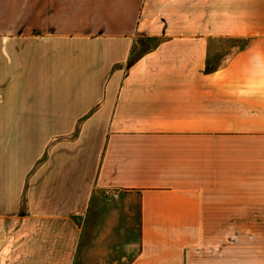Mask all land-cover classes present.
Wrapping results in <instances>:
<instances>
[{
	"label": "crops",
	"instance_id": "obj_1",
	"mask_svg": "<svg viewBox=\"0 0 264 264\" xmlns=\"http://www.w3.org/2000/svg\"><path fill=\"white\" fill-rule=\"evenodd\" d=\"M0 223V264H264V0H0Z\"/></svg>",
	"mask_w": 264,
	"mask_h": 264
},
{
	"label": "rangeland",
	"instance_id": "obj_2",
	"mask_svg": "<svg viewBox=\"0 0 264 264\" xmlns=\"http://www.w3.org/2000/svg\"><path fill=\"white\" fill-rule=\"evenodd\" d=\"M259 30V28L253 29L252 28V34L253 33H257ZM154 40H143L142 41V45L143 47H149ZM248 43V38L245 37H234V38H230V39H226L223 41H220L218 43H216V49H218L216 51H213L212 57L210 58L211 60H214L215 62L218 61L220 62V64H222L223 60L226 59L227 57H229V55L231 53H233L235 50L241 49L242 47H244L246 44ZM215 52V53H214ZM111 199H106V198H101L99 200H96V210H98L99 212H103L106 213L108 211H110V209H112V207H110V204H114L113 202H111ZM76 228L79 227V229L83 230L84 226H86V218L81 217L79 219L76 220ZM4 226L3 223H0V227ZM6 226L8 227V224H6ZM135 227V226H134ZM8 238V234L6 236ZM17 238V236H16ZM15 238V239H16ZM76 238V237H75ZM78 238V236H77ZM14 239V240H15ZM48 240V237H46L45 241ZM5 242L7 241V239L4 240ZM77 242V239H76ZM3 243V241H2ZM78 244H80L79 246V256L81 257V255L83 254V236L81 235L79 238V242ZM95 254L98 255V252H94ZM93 252H86V264H90L89 258H91L90 254L94 255ZM235 264H258L259 260H258V251H254L251 250L250 252H248V250H243L242 247V243L239 242L236 239V243H235ZM250 253V257L248 256ZM17 258V256H16ZM98 258V256L96 257V259ZM108 263H111V260L108 258L107 261ZM81 263V260L79 261V264ZM92 263V262H91ZM98 263V260H95V264Z\"/></svg>",
	"mask_w": 264,
	"mask_h": 264
}]
</instances>
